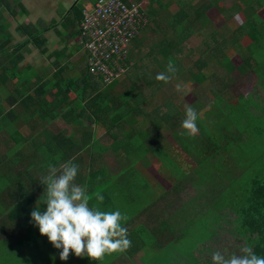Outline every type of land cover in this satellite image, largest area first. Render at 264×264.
Instances as JSON below:
<instances>
[{"label": "trees", "instance_id": "1", "mask_svg": "<svg viewBox=\"0 0 264 264\" xmlns=\"http://www.w3.org/2000/svg\"><path fill=\"white\" fill-rule=\"evenodd\" d=\"M95 1L88 0L86 7L72 5L69 10L73 15L65 19L74 21V26L77 22L76 44L82 56L72 67L70 63L58 65L48 75L33 69L24 55L32 47L46 56L48 27L40 22L19 23L14 17L24 15V7L17 0H0V195L7 196L8 216L18 219L28 215L24 196L36 191L39 201L43 199L42 178L53 169L60 172L70 160L78 165L75 182L87 186L89 206L104 211L119 209L126 217L122 226L127 228L131 244L123 252L103 257L111 264L132 260L137 254L139 264H210V258L202 261L203 254L215 250L209 245L221 242L225 231L233 239L232 248L241 251L247 246L264 255V178H251L248 189L241 190L236 183L247 167L241 159H233L232 150L226 147L247 137L245 131L233 134L235 118L256 111L245 104V97L230 101L231 73L252 71L258 76L260 90L264 89V0H235L227 9L221 0H146L145 7L140 4L143 0H121L138 5L145 20L138 23L128 42L122 73L110 83L88 72L91 53L80 37L82 12ZM172 4L177 7L174 12L169 10ZM210 11L218 17L225 13V25H217V18L208 15ZM10 18L16 21L13 31ZM149 30L155 37L150 34L151 45L144 53ZM192 36L198 39L193 47L189 46ZM236 55L241 62L234 65ZM169 63L174 72L168 71ZM70 67L80 68L79 74L67 76ZM160 72L169 80H157ZM174 78L181 88L173 85L169 92L164 91L163 86ZM189 83H195L196 89L190 91ZM117 84L120 90L115 93L112 87ZM187 95L195 96L188 105L198 114L197 131L192 135L181 124ZM55 122L59 124L56 130L52 127ZM64 125H69L72 133L67 135ZM98 127L111 136L109 144L97 139ZM21 128L32 134L23 136ZM163 129L180 153L194 156L190 172H184L171 152L173 145L163 148ZM108 149L119 167L117 172L100 163ZM155 161L176 180L169 192H162L171 201L167 205L174 207L175 199H180L183 179L191 172L195 176L191 180L194 195L167 218L150 207L158 201L155 186L150 184L152 171L147 170ZM216 163L222 174L214 178ZM97 195L103 200L97 201ZM33 238V243L39 240Z\"/></svg>", "mask_w": 264, "mask_h": 264}, {"label": "rangeland", "instance_id": "2", "mask_svg": "<svg viewBox=\"0 0 264 264\" xmlns=\"http://www.w3.org/2000/svg\"><path fill=\"white\" fill-rule=\"evenodd\" d=\"M87 1L88 0H79L78 3H79V5L86 7L87 6ZM234 1L235 0H221V3L224 6V8L227 9L231 4L234 3ZM140 4L143 7H145L147 5V1L143 0ZM62 5H63L62 3H60L58 5L60 7V10L63 9ZM153 6L157 7V4H154ZM176 8H177L176 5L172 4L170 6L169 10L171 12H174L176 10ZM30 12H31V10H30ZM208 15L211 18H213V16L216 17L217 18L216 24L217 25L221 24V26L225 25L223 23L226 22V20L228 18V16H225V13L222 16H220V17L215 16L216 13L213 12V11L208 12ZM261 17L264 18V10L261 12ZM14 18L17 20L19 17L17 15ZM22 19H23V21L24 20H27V21L31 20L30 18H27V17H25V18L23 17ZM8 21L11 22V18ZM14 21L11 22V24H12L11 27H10L11 31H13V28H14V25H15ZM18 21H19V19H18ZM150 34L153 35L152 32L149 30V33H147L145 35V38H147V39L144 38V43H143L144 46L142 47V50H143L144 53L147 52V49L151 45V41H149L150 40V36H151ZM153 36L155 37V35H153ZM15 37H16V39H18L17 35H15ZM196 38H197V36L196 37L192 36L190 38L191 41L189 42V46L193 47V46H196L198 44V39H196ZM26 60H27V62H29L31 64H33V63L37 64L39 62V60L36 57V52L34 50H33V52L31 54H28L26 56ZM207 61L209 62V66H210L211 70H214L212 68V65H213L212 58L208 56L207 57ZM233 62H234V65L235 64L237 65V64H239L241 62V58L238 55H236V56L233 57ZM230 76H231V78L233 80V82L230 84V87L228 89L229 90L230 101L231 102H237V101H240L243 97H245V101H246L245 104L246 105H250L252 108L256 109V111H253L252 113H250L248 115V117L247 116L243 117L241 115L237 116L235 118L236 123L232 125L233 134L236 133L235 131H238V133H240L242 131H245V132H247V134H246L247 137H245L243 139H239V140H237L235 142H232V143H228L226 145V147L229 148L228 150H232L233 159H235V157L238 158V159H241V161L243 163H245V166L247 167L242 172V174L240 175L239 182L236 183V185L241 187V190H242V189H248V185H249L248 183H249L251 178H253L255 176H257L260 179L264 178V104H262V103H264V101H262L261 103L257 101L259 99L260 100H264V89L261 88L263 91L260 90L258 82H257L258 81V76L256 75V73H254L252 71L246 72L245 74H241L237 70H234L231 73ZM176 82H177V80H176V78H174L170 82L166 83L165 86H163L164 91L169 92L171 89H173L172 86L175 85ZM133 83L136 84L135 81H133ZM188 85L189 86L187 88L190 91L196 89V87H197V85L195 83H191V84L189 83ZM144 93L147 94L146 91H144ZM256 95L258 96V98L254 97ZM193 100H195V96L194 95L185 96L184 100L182 102V106L185 107L186 105L191 104V102H193ZM201 101L204 103L206 100H205V98L202 97ZM155 102L157 103L158 100L155 101ZM251 103L254 106H252ZM257 103H259L258 106H257ZM57 126H59V124L55 122V123H53L52 127H53V129H55V128H57ZM20 130H21V132H23L24 135H27V133H29L28 131L23 130V128H21ZM164 130H165V133L167 134L166 137L164 138L163 142H162L164 149L165 148L167 149L171 145H173V147H175V149L177 151L176 158H177V160H179L182 163V167H183L184 172H190L191 171V167H193L194 166L193 164L195 163L193 161V157L194 156L193 157L191 156L192 153H190L191 155H186L185 153H180L179 148L176 146L174 141L171 140V138L169 136V132L166 131V129H163V131ZM259 133H262V135H259ZM186 141H187L188 144L191 143L188 139H186ZM173 147L171 146V152L172 153H173V150H174ZM0 150L1 151L3 150L2 146H0ZM185 150H188V149H185ZM224 152H226V151H224ZM111 154H112V152L110 150H108L106 153L103 154V159L106 158L105 162H108L109 164H111L112 172H117L119 170V167H116L117 163L115 162V160L113 158V155H111ZM197 157L202 158L204 156H197ZM239 162L240 161L238 160V163ZM58 170L55 171V173L59 174ZM151 171H152V173L150 172V174L153 177L150 175L152 177L150 183L153 186H155L156 194H159V193L162 194V192H164V190L169 192V190H171V187L175 183L174 179L170 176V174L168 172L164 171L163 169L162 170H156V171L151 170ZM218 173L222 174V168L221 169L218 168V165L216 163L215 164L214 178L217 177ZM191 174L192 175L187 176L188 177L187 179H183V181L181 183L182 187H181L180 193H179V198L180 199L179 200L175 199L174 207L168 206V208L167 207L164 208V210H163V218H167V216H169L172 213H174V210L176 209V207L181 206V204H183V201H185L186 199L190 198V196L194 195L195 187L193 186V183H191V180L195 176L193 175V172H191ZM220 179H222V178H220ZM237 190H239V188ZM216 191L220 192V190L218 188L216 189ZM36 194H34V196ZM34 196H29V197L26 198V200H24V204H25L26 208L29 209L31 207H35L36 206V204H35L36 198ZM39 207H40V210L43 211L44 208L46 207V205L43 202L42 203L40 202ZM0 222L4 223L6 221H5L4 218L1 217L0 218ZM7 222H8V220H7ZM15 223L16 224L19 223L17 225V232H20V235L26 236V234H28V228H29V232L31 231L32 235L34 234V236L39 237V240L32 246L31 253L34 255V257L38 258L37 255L40 254V250L42 252L41 253L42 255L44 253L45 255L48 256V252H47L48 250L47 249H50L49 247H51V244H50V242L47 241L46 237L45 236H41L38 233L37 228L32 223H28V221H26V220H23V221L16 220ZM8 224L10 225V223H6V225H8ZM226 229H227V226H225L224 230H226ZM197 232L199 233V237H202L201 236L202 228L200 227V225H198ZM32 235H30V237H32ZM221 239H222L221 242L215 243V245H213V244L209 245L210 248L221 252V254L224 255L226 258L229 257L232 254L240 255L241 251L238 250L237 247H233V248L231 247L230 241L233 240V239L228 234L227 231L221 232ZM228 241H229V243H228ZM183 242H189V241H183ZM239 243L241 244V242H239ZM192 246H193V244L186 245L184 247V252L187 251L188 248H190ZM211 252L212 251H210L209 253L205 252L203 254L202 261L204 259L208 260V258H210V253ZM49 253L53 254L52 252H49ZM69 255H70V261L71 262L74 261V264H111L110 260L108 259V257L107 258H103L101 260H98L96 262L95 260L84 256V257H81V262H80V260L77 262L76 259L79 258V257L73 256L71 254V252L69 253ZM70 261H69V263H70ZM132 262L135 263V264H139V254L135 255L132 260L124 259L122 262H118L116 264H133ZM204 264H207V263L205 262Z\"/></svg>", "mask_w": 264, "mask_h": 264}, {"label": "clouds", "instance_id": "3", "mask_svg": "<svg viewBox=\"0 0 264 264\" xmlns=\"http://www.w3.org/2000/svg\"><path fill=\"white\" fill-rule=\"evenodd\" d=\"M168 71L174 72L169 63ZM164 72L157 73L156 79L168 81ZM175 87L179 90L181 85ZM197 112L190 105L185 106V118L181 124L188 135L197 131ZM78 165L66 161L62 171L57 175L55 169L42 178L44 198L40 200L46 207L40 210L39 204L30 211V223L45 236L54 249H58L60 261H66L69 253L76 257H88L96 262L106 254L123 252L131 241L127 228L122 226L126 217L119 209L100 210L89 206L87 186L75 182ZM97 201L103 196L97 195ZM210 264H264V255L258 254L250 247L241 249V254L225 257L219 251L210 253Z\"/></svg>", "mask_w": 264, "mask_h": 264}, {"label": "crops", "instance_id": "4", "mask_svg": "<svg viewBox=\"0 0 264 264\" xmlns=\"http://www.w3.org/2000/svg\"><path fill=\"white\" fill-rule=\"evenodd\" d=\"M25 9L26 13L24 15H18L19 23H30L34 24L36 22L42 23L44 26H47V32H46V43H47V54L46 56H42L38 53L37 50L31 47V51L29 53L24 54L25 55V61L26 56L28 54H31L33 50L36 52V57L39 60L37 64L33 63L31 64L33 69L41 70V72L46 71L47 74L52 73L55 71V69L58 68V65H63L65 63H70L71 67L72 65L77 63V59L81 57L82 50L77 48V44L79 41V35H76L77 31V22L74 21L73 23H69V21L65 20L70 15H73L72 12H70V8L72 5L75 4L78 8L81 7L79 5V0H17ZM60 3H62L63 9L60 10V7L58 6ZM31 10V12H30ZM61 11V12H60ZM7 17V16H6ZM30 18V21L24 20L22 18ZM8 18V17H7ZM17 19V20H18ZM74 19V16H73ZM68 22V23H66ZM65 24V26H63ZM63 26V27H62ZM15 37V33H13ZM76 36V37H75ZM16 38V37H15ZM74 38V39H72ZM57 59L59 61H57ZM82 60V58H80ZM57 62V64H56ZM35 64V65H34ZM57 66V67H56ZM82 64H80L81 68ZM69 68L65 71V74L67 76H76L80 72V68ZM67 69V68H66ZM74 71V73H73ZM80 86V84L78 85ZM120 90V85L117 84L112 87V91L117 93ZM54 91V90H53ZM72 93V90L70 92ZM67 127V128H66ZM66 130V134L69 135L71 132V128L69 125L64 126ZM23 130H26L29 132L27 128H23ZM21 132V131H20ZM164 134L165 130L163 131ZM30 133V132H29ZM27 133V135L29 134ZM23 136H26L21 132ZM32 134V133H30ZM95 134L97 136V139L100 140L101 143L109 144L110 140L112 139L110 135H108L105 132V129L103 127H98L95 131ZM167 135V134H166ZM163 145V144H162ZM173 147V146H172ZM164 148V147H163ZM173 154L176 155L177 151L175 147H173ZM168 149V148H167ZM110 150V149H108ZM108 150H106L104 153H106ZM166 150V148H165ZM111 151V150H110ZM106 159V158H105ZM105 159L103 157L100 159L101 164H106L109 168V171L111 170V164L108 162H105ZM153 165V164H152ZM147 170H164V167H162L158 162L155 161L154 165ZM118 167V165H116ZM62 171V170H60ZM59 172V170H58ZM60 173V172H59ZM113 173V172H112ZM57 174V173H55ZM58 175V174H57ZM152 179V178H151ZM150 179V181H151ZM27 183V186H30V183L25 181ZM176 183V180H174ZM151 184V183H150ZM156 190V189H155ZM166 190H164L165 192ZM167 192V191H166ZM36 191H32L28 193L27 196H24V200H26L29 196H34L36 194ZM165 195V194H164ZM164 195L161 193L156 194L158 201H156L155 207L153 208V205L150 206L151 209H154L156 211L162 212L165 207L168 208L170 204L167 205L168 200ZM164 196V197H163ZM36 198L35 204H39V195L38 193L34 196ZM6 194L0 195V218H4L6 222L2 223L0 222V264H74V261H70V255L66 261H60L58 258V249H54L51 247L50 250L47 252H52L53 254L48 253V256L43 253L38 254V258H35L34 255L31 253L32 251V245L35 244L32 241L34 240V234H31V231L29 232L28 228V234L26 236L20 235V232H17V225L19 223H15L16 220L23 221L26 220L29 222L30 217L29 214L22 216L18 219H11V217L8 216V210L6 208V201H7ZM23 200V201H24ZM171 202V201H170ZM25 205V204H24ZM173 207V206H170ZM34 207L27 208V212L30 213V211ZM150 209V210H151ZM175 214L172 213L171 215ZM8 220V222H7ZM177 221H174L176 223ZM6 223H10V225H6ZM12 223V224H11ZM30 225V224H29ZM30 227V226H29ZM30 233V234H29ZM32 235V237H30ZM37 242V241H36ZM81 257L77 258L76 261L78 262ZM70 261V263H69Z\"/></svg>", "mask_w": 264, "mask_h": 264}, {"label": "built area", "instance_id": "5", "mask_svg": "<svg viewBox=\"0 0 264 264\" xmlns=\"http://www.w3.org/2000/svg\"><path fill=\"white\" fill-rule=\"evenodd\" d=\"M145 20L138 5L121 0H96L82 12L83 46L91 53L88 72L110 83L123 71L127 45L138 23Z\"/></svg>", "mask_w": 264, "mask_h": 264}]
</instances>
